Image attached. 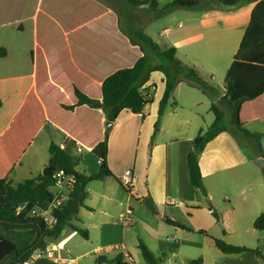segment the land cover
<instances>
[{"label": "crops", "instance_id": "crops-1", "mask_svg": "<svg viewBox=\"0 0 264 264\" xmlns=\"http://www.w3.org/2000/svg\"><path fill=\"white\" fill-rule=\"evenodd\" d=\"M61 1L63 5L67 4L68 8L65 14L58 16L54 0H0V31L7 29L20 39L24 38L28 41L35 39L40 42V57L43 60L39 67L40 71L48 74L55 73L60 77L56 82L51 81V88L65 90L68 89L65 85L76 83L97 92L102 81L123 64L133 60L135 51L130 40L141 45L140 41L130 38L129 32L121 23L119 11L124 12V10L120 8V3L125 0ZM261 1L264 0L242 3L228 9H224V6L218 3L213 7L201 6L198 9L208 10L199 17L202 27L190 25L185 27L179 23L177 28L180 31L172 34L170 28H165L160 33V37L166 34L165 37L171 47L176 50V56L179 55L177 48L183 44L193 43L186 49V57L194 58L186 59L185 63L196 69L198 67L199 70L206 68L205 75L201 76L200 71L198 74L210 84L224 89L226 73L241 47L251 22L252 12ZM106 6L116 12L109 10ZM24 28L26 31L22 32ZM137 36L139 37L140 34ZM7 39L6 36L0 35V46L8 45L9 47ZM56 39L59 40L57 41L59 44ZM139 40L142 39L139 37ZM24 51L19 63L15 64L16 73L26 71L30 63ZM193 59L200 62L199 64L203 62L204 67L201 64L200 68L198 62ZM156 73L159 72L153 73L146 85L155 86L152 103L142 114L123 110L110 127L108 166L113 176L103 181H93L86 187L87 200L96 199V203L98 202L101 206V214L104 218L103 220L90 219L89 224L92 229L100 231L96 235L98 244L93 249L96 253L95 264H97V258L106 257L112 260L121 253L125 257L124 261L135 264L136 258L132 251L138 248L140 241L156 256L169 261L180 256L181 248L185 245L193 250L198 249L199 246L202 247L193 239L197 235L208 237L216 247L214 238H220L217 233L210 234V230L218 221L212 215L210 205L213 206L214 211L217 213L218 211L210 194L207 176L222 183L229 177L221 176V174L229 175L227 172L234 169H238L235 178L242 177L243 181L239 182L240 186L232 193L233 195L224 193L226 204L222 205L221 213H218L219 224L225 226L226 221H229L235 230L240 232V227L244 229L251 223L254 231H259L255 229L254 222L264 213V139L261 144L263 150L261 155L254 146V141L231 125L232 118L229 121L226 114L227 131L208 143L200 155V168L207 188V196L210 195L209 200L200 197L191 181L188 155L198 132L201 129H207L215 119L211 111L212 100L199 89L198 85L191 84L186 79L188 90H190L187 91L188 95L183 96V101L171 96L165 113L160 118V101L165 94L166 85L161 73L158 76L160 83L156 82L154 79ZM216 74L219 75L220 84L213 83ZM224 96V93H220L214 98V102L222 110H224V104L231 109ZM51 104L59 117L68 120L70 131L65 134L54 124L46 122L15 164L9 177L12 186L27 179H33L43 171L50 159L48 148L51 141L57 145H63L69 138L76 140L74 154L83 160V153L90 152L88 147L92 141L102 137L108 129V124L102 117V109L96 106L93 109L82 107L74 112L62 114L55 101H51ZM185 108L189 109L187 117L179 113ZM203 108L206 113L210 111L212 116L210 114L204 116L201 111ZM230 112L232 116V110ZM159 118L160 124L156 128ZM245 130L250 133L264 132V122L250 123L245 126ZM239 135H242L245 141L238 140ZM246 148L255 149V155L246 154ZM38 157H40L39 163H37ZM219 163H224L225 166L221 168ZM250 164L256 165V169L260 170L257 173L252 170L247 171L252 168ZM76 170L81 173L77 167ZM126 170H131L136 179V186L131 193L124 190L120 183V177ZM241 172L244 176H241ZM232 196L236 197L235 200ZM120 202L133 210L131 222L125 226L118 220L121 212ZM95 207L97 206L86 205V208L91 211H95L93 210L96 209ZM141 209L145 212L140 213ZM165 218L182 223L189 230L172 227L165 222ZM73 223L82 229L86 225L79 219L78 214ZM90 226L84 229L89 233L86 240L92 238ZM130 227H137L140 231L136 238H132V234L127 233L126 229ZM223 233L229 236L231 230L225 226ZM74 235L78 234L69 233L60 243H57L55 248L59 254L58 259L46 260L56 261L58 264H76L79 258H84V255L75 259L69 257L71 251L66 249V246ZM255 241L254 247H246L241 243H235V245L264 253V236L260 234ZM59 246L63 249L57 248ZM138 250L139 248L137 252L140 251ZM183 257L182 264L195 261L188 256ZM201 259L202 264H205L206 259ZM214 259L215 264H261L263 262L254 254L225 255L218 249L214 252ZM35 264L38 263L35 261Z\"/></svg>", "mask_w": 264, "mask_h": 264}, {"label": "trees", "instance_id": "trees-1", "mask_svg": "<svg viewBox=\"0 0 264 264\" xmlns=\"http://www.w3.org/2000/svg\"><path fill=\"white\" fill-rule=\"evenodd\" d=\"M125 1L131 6H146L152 12L159 11L163 14L175 8L196 10L206 1L233 7L258 0H172L161 9H159L157 0ZM24 31L26 28L22 32ZM139 37L167 64L164 62V64H153L144 47L130 40L135 51L133 60L123 64L102 81L97 92L76 83L65 85L68 86L65 90L51 88V81L56 82L60 77L55 73L48 74L40 71L39 67L43 60L40 57V42L35 39L27 43L24 51L30 58L28 60L31 63L30 70L17 73L11 79H0V86H8V89L0 92V264L28 263L36 250L47 248V238L58 240L67 228H70V234L75 232L87 239L88 231L73 223L78 211L86 207L85 202L88 198L86 187L93 181H103L113 176L108 166L110 135V128H108L102 137L93 140L88 147L90 152L100 160L98 172L91 175L77 172L76 167L82 159L74 154L76 140L69 138L63 145H57L51 141L48 148L50 159L43 171L33 179H27L12 186L9 177L15 164L46 122L54 124L65 134L70 131L68 120L55 113L51 101H55L62 114L74 112L82 107L93 109L96 104L102 103V117L105 118L107 124H110L116 121L123 110L126 109L133 114H142L145 108L152 103L155 86L146 85L155 72L163 74L166 85L165 94L160 101V118L164 115L168 101L175 92L181 77L189 80L191 84L198 85L199 89L212 100L211 111L215 115L212 124L206 130L199 131L188 155L191 181L200 197L207 196V188L200 168V155L208 143L227 131L226 112L214 102V98L220 93H224V99L231 107V125L252 139L258 152L263 155L261 144L264 132L250 133L245 130V126L253 122H264V1L257 3L252 12L251 22L241 47L226 73L224 89L210 84L198 74L194 66L177 58L174 47H161L150 37L143 35ZM11 56L12 52L9 47L1 45L0 60H9ZM172 65L177 72H174ZM160 118L155 125L156 128L159 127ZM60 170L67 174H74L77 181L69 193L67 204L55 214L58 223L53 227H48L40 219L28 216V212L35 207L45 208L51 202L50 187L55 186L54 176ZM24 204H27V207L20 210ZM210 210L213 211L212 215L219 223L220 218L212 205H210ZM165 222L172 227L189 230L186 225L170 218H165ZM254 227L259 231L264 230V213L256 218ZM214 243L217 249L225 255L254 254L264 264V253L259 250L232 245L217 238H214ZM138 248L146 264L163 263V258L156 256L143 242H139ZM124 260L125 257L121 253L112 260L106 257L97 258L96 263L132 264ZM202 262L200 258L188 261L186 264H202Z\"/></svg>", "mask_w": 264, "mask_h": 264}, {"label": "rangeland", "instance_id": "rangeland-1", "mask_svg": "<svg viewBox=\"0 0 264 264\" xmlns=\"http://www.w3.org/2000/svg\"><path fill=\"white\" fill-rule=\"evenodd\" d=\"M159 5V9H161L163 6H165L167 3L171 2L172 0H157ZM54 3L56 5L57 8V15H63L65 14V12H67V4L63 5L61 0H54ZM219 5H222L220 3H218ZM203 7H213V6H217V3L215 2H210V1H206L203 3L202 5ZM224 6V5H222ZM106 8H108L111 11L116 12L115 10H113L112 8L106 6ZM120 8L122 10H124V12H122L121 10L119 11V15L121 17L122 20V25L124 26L125 30L128 31V35L130 36V38L132 39H136L138 41H140V44L144 47L147 55L151 58L153 64H164L166 63L165 60L163 58H161V56L159 54H157L156 52H154L151 47L146 44L144 41L139 40V37L137 36V34L143 35V36H147L150 37L155 43L159 44L161 47L167 46V47H171V44L168 42L166 34H163V37H160V33L163 31V29L165 28H170V31L173 33L180 31L177 26L179 23H182L183 26H196V27H202V23H200L199 21V17H202V14L204 11H208L207 9L205 10H187V9H172L169 11L164 12L163 14L161 12H152V10H150L149 8L146 7H134L129 5V3L122 1L120 3ZM228 9V7L224 6V9ZM129 13H128V12ZM135 34V35H134ZM0 35L6 36L8 39L6 40L9 44V50L12 52V56L11 59L6 60V61H2L0 60V79L3 78H8L10 79L11 77L15 76L16 73V65L19 63L20 59H21V54H24L23 51L24 49L27 47V43H29L28 40L26 39H20L18 38L16 35H14L13 33H11L9 30L7 29H3L0 31ZM133 35V36H132ZM30 37V34L28 35V38ZM59 41L56 39V42ZM57 44H59L57 42ZM56 44V45H57ZM193 43L191 44H183L182 46H180L178 51H179V55H177V58H179L181 61H183L185 63L186 59L191 60V58L194 57H186V49L191 46ZM8 46V45H7ZM184 47V49H183ZM180 48H182L180 50ZM26 53V52H25ZM28 60L30 59L29 56ZM196 60V59H193ZM164 62V63H163ZM196 62H198L196 60ZM200 62H198V66L200 65L201 68V64L204 67V63L202 62L201 64H199ZM16 64V65H15ZM167 64V63H166ZM188 64V63H187ZM31 67V63H28V67L27 70H30ZM172 69H174V72H177V70L174 68V66L172 65ZM198 69V67H197ZM34 71V69H32ZM200 71V75L203 76L205 75L204 73L207 72L206 68H202V70ZM160 74L156 73L154 75V79L156 80V82L159 84V79L158 76ZM219 75L216 74L215 76V80L213 81V83L215 84H220V80H219ZM186 79L184 77H181V80L179 82V87L177 92L173 93L172 96L173 97H177L180 101H183V96L188 95L187 91L188 90V86L186 84ZM34 85V82H33ZM8 89L7 85H3L0 86V92L4 91ZM1 94V93H0ZM201 94V93H200ZM175 102V101H174ZM208 102V101H206ZM211 102V101H210ZM208 104V103H206ZM209 106V105H207ZM223 108L226 112V114L228 115V120L230 121L232 116L230 115V108L227 105H223ZM202 113L204 116L210 114V116H212L210 113V111L208 113H206L205 109L203 108ZM182 116L187 117L188 113H189V109H184L181 112H179ZM215 116V115H214ZM212 118V117H211ZM206 127V126H205ZM206 130V129H204ZM199 133V132H198ZM198 135V134H197ZM238 140L240 141H245L244 137L242 135H239ZM238 142V141H236ZM234 145V144H233ZM247 149V148H246ZM255 153V149L254 150H246V154H254ZM84 159L78 164L77 169L78 171H80L82 174L85 175H91L94 174L96 172H98L99 170V160L93 155L91 154L89 151H84ZM255 155V154H254ZM40 162V157L37 158V163ZM219 166L222 168V166H225L224 163H219ZM250 166L252 168L247 169V171L251 172L255 171V173H257L260 169H256L257 166L256 165H252L250 164ZM243 168V167H242ZM231 172H227L229 175L226 174H221V176H228L229 179L223 181L222 183L216 182L214 180V178H212L211 176H207V183L209 185L210 188V194L212 195L213 199H214V203L215 205H217V207L215 206V208L217 209L218 213H221V208L223 204H226V201H224V193L227 194H232L234 191H236V188H238L240 186L239 182L243 181V178L241 177L240 179L235 178V173L238 171V169H234V170H230ZM243 175V173L241 172V176ZM244 176V175H243ZM219 177V176H218ZM217 177V178H218ZM14 181H18L16 178H12ZM233 195V194H232ZM209 196H206V200H209ZM233 197V196H232ZM235 200V196L233 197ZM86 205L88 207L90 206H97L95 207L96 209H93L95 211H91L88 208H82L79 213H78V217L82 222H85V226H83L84 229H87L88 226H90V219L93 220H103V216L101 214V206L100 204L97 202L96 203V199L93 198L92 199H88L86 201ZM141 212H145V210L141 209ZM74 221V220H73ZM225 226H227V228H229L231 230V234L229 236H225L223 235L224 231H225ZM225 226L217 223L215 225L214 228H212L210 230V234H214L217 233V235L219 236L220 239L224 240L225 242L229 243V244H234L235 243H241L242 245L246 246V247H254V245L256 244V239L258 238V236L261 234L262 236H264V230L263 231H254L252 224L250 223L247 227H244V229L240 227V232H242V234L235 230V227L231 225V223L229 221H226ZM90 229L92 230V238L90 240H86L84 237H82L81 235H74V237L71 238V240L69 241L68 245L66 246V249H70L71 253L69 254L70 259H75L78 258L81 255H84V258H79L77 260L76 264H95L94 263V259H95V254L93 252V249L97 246L98 244V240L96 239V235L98 233H100L99 229H92L90 226ZM120 228L118 227V230ZM127 233L132 234V238L136 236H138L140 234V231H138L137 227H130L129 229H126ZM244 231V233H243ZM70 233V228H67L66 231H64V233L62 234V236L58 239V240H52L51 238H47L46 242H47V247H50L51 249H55L57 243L59 241H61L62 239H64L65 237H67V235ZM194 241L200 243L202 245V247L199 246L198 249L193 250V249H189L186 245L183 246L181 248V254L178 257L173 258V260L169 261L168 259H165L163 261L162 264H182L183 261V256H188L189 258H193L194 260H198L199 258H205L206 262L205 264H215V259H214V252L216 249V247H214L213 242L211 241V239H209L208 237L204 236V235H197L195 238H193ZM132 247H130L131 249ZM137 249L135 251H132V254L134 255V257L136 258V263L135 264H146L144 262V259L142 257V254L139 252H137ZM57 258H59V254H56ZM128 260V258H127ZM38 264H58V262L56 261H47L46 259L43 260H39L36 261ZM26 264H35V261H30ZM263 264V262L261 263Z\"/></svg>", "mask_w": 264, "mask_h": 264}, {"label": "built area", "instance_id": "built-area-1", "mask_svg": "<svg viewBox=\"0 0 264 264\" xmlns=\"http://www.w3.org/2000/svg\"><path fill=\"white\" fill-rule=\"evenodd\" d=\"M168 32V30L166 31ZM56 180L55 186L50 187V191L52 192L51 202L45 208L35 207L29 210L28 216L40 219L45 223L48 227H53L58 223V219L55 216L56 212L61 210L69 200V193L72 188L75 186L77 181L76 176L74 174H67L63 170L57 172L54 176ZM120 183L124 187L128 193H131L132 189L136 186V179L131 170H126L120 177ZM27 207V204H24L20 210H23ZM119 207L121 212L119 213V222L124 226L130 224L131 216L133 214V210L129 206H125L123 202L119 203ZM62 250V247H57ZM56 248L51 249L47 247L46 249H38L34 252L30 261H37L43 259H58L56 254ZM29 261V262H30Z\"/></svg>", "mask_w": 264, "mask_h": 264}, {"label": "water", "instance_id": "water-1", "mask_svg": "<svg viewBox=\"0 0 264 264\" xmlns=\"http://www.w3.org/2000/svg\"><path fill=\"white\" fill-rule=\"evenodd\" d=\"M95 106L100 108V109L103 108L102 103L96 104ZM111 126H112V123L108 124V128H110Z\"/></svg>", "mask_w": 264, "mask_h": 264}]
</instances>
